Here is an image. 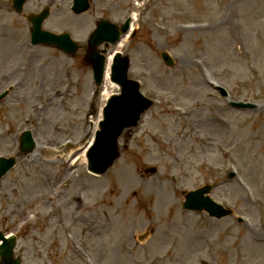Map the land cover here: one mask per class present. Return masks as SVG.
<instances>
[{
  "label": "rangeland",
  "instance_id": "374dc122",
  "mask_svg": "<svg viewBox=\"0 0 264 264\" xmlns=\"http://www.w3.org/2000/svg\"><path fill=\"white\" fill-rule=\"evenodd\" d=\"M72 2L26 0L18 13L0 0V93L13 85L0 100V155H15L25 128L38 143L0 183V228L21 233L23 264H264V238L257 243L246 227L264 224V0H92L81 14ZM45 6L44 28L82 46L97 20L136 16V34L109 52L131 56L130 76L156 103L104 175L87 170L85 149L118 87L107 77L95 95L85 48L68 56L31 44L27 17ZM210 80L258 107L231 108ZM66 142L70 159L46 152ZM205 182L236 215L182 208L184 192Z\"/></svg>",
  "mask_w": 264,
  "mask_h": 264
},
{
  "label": "water",
  "instance_id": "95a60500",
  "mask_svg": "<svg viewBox=\"0 0 264 264\" xmlns=\"http://www.w3.org/2000/svg\"><path fill=\"white\" fill-rule=\"evenodd\" d=\"M25 0H15L14 6L18 12L22 10ZM89 6L86 0H75L74 11L79 13L87 9ZM49 15V10L45 9L38 15L31 17L32 26V43H47L56 45L67 52H74L78 48L68 33L55 34L42 28L43 20ZM128 23L123 25L119 30L116 24L109 21H101L97 30L92 34L89 44V54L87 60L94 68V75L97 85H100L103 79L105 56L97 50V45L103 41L115 43L121 36V33L127 30ZM108 45V43H106ZM105 51V50H104ZM163 59L169 65L174 60L168 53L162 52ZM129 56L123 57L118 53L114 59L112 66V81L121 87V93L113 95L103 111V119L100 121L99 129L96 135L95 144L91 147L87 154L89 162V170L94 173H104L119 157V137L125 129H128L127 138L130 137L131 127L139 123L141 115L152 105V100L146 98L140 92V84L138 81L129 78ZM34 141L29 132L25 133L23 139V149L29 150L33 147ZM15 160L13 158L0 159V179L10 169ZM211 186L204 189L191 192L187 196L184 206L189 209H206L211 214L222 216L228 214L229 211L224 210L222 206L214 203L211 199L204 195L205 191H209ZM4 238L0 234V238ZM15 245L14 237L4 239V243L0 246L1 264H13L12 254Z\"/></svg>",
  "mask_w": 264,
  "mask_h": 264
},
{
  "label": "bare ground",
  "instance_id": "6f19581e",
  "mask_svg": "<svg viewBox=\"0 0 264 264\" xmlns=\"http://www.w3.org/2000/svg\"><path fill=\"white\" fill-rule=\"evenodd\" d=\"M109 62H110V58H109V60L107 62V66H108ZM106 75H108V68H107ZM62 153H63V151H62ZM71 153H72V151H70L68 154L66 153L65 155L68 156ZM116 190H118V189H116ZM168 194H166L165 196L168 197ZM246 227L253 234L254 239L256 241H258L257 243L261 244L262 243L261 240L264 238V224L262 226H256V225H253V224H248ZM253 249H255V247H253Z\"/></svg>",
  "mask_w": 264,
  "mask_h": 264
}]
</instances>
